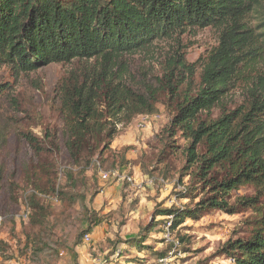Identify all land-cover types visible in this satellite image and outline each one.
<instances>
[{
  "label": "trees",
  "instance_id": "16d2710c",
  "mask_svg": "<svg viewBox=\"0 0 264 264\" xmlns=\"http://www.w3.org/2000/svg\"><path fill=\"white\" fill-rule=\"evenodd\" d=\"M254 13L264 21V0H0V67L25 73L52 63L92 62L82 75L72 72L58 91L63 143L73 165L89 164L107 148L118 124L158 113L163 97L162 104L174 112L168 128L188 142L187 167L196 165V175L213 194L194 207H163L156 214L171 218L174 229L211 207L235 212L226 196L251 185L255 194L235 202L255 211L252 232L227 241L221 250L233 264H264V69L259 67L264 61V33L251 26ZM195 27H214L220 35L193 89L186 76L193 70L172 56L161 77L140 85L122 80L114 70L120 68L121 55ZM240 84L242 101L234 108L224 107L230 88ZM5 88L0 84V95ZM214 107L221 108L215 117ZM6 134L1 126V145ZM22 138L38 157L43 149L39 138L32 132ZM42 170L49 169L38 165L29 177L33 192L27 205L35 211L31 221L46 227L47 214L38 195L55 189L50 182L41 184ZM65 176L74 183L71 170ZM101 221L95 217L92 226ZM91 228L81 232L79 240Z\"/></svg>",
  "mask_w": 264,
  "mask_h": 264
},
{
  "label": "rangeland",
  "instance_id": "374dc122",
  "mask_svg": "<svg viewBox=\"0 0 264 264\" xmlns=\"http://www.w3.org/2000/svg\"><path fill=\"white\" fill-rule=\"evenodd\" d=\"M249 20L257 33H264L261 14L254 13ZM219 35L214 27L189 28L121 55L120 68L114 70L122 80L140 85L161 77L172 56L193 70L192 75L186 74L193 89ZM91 63H52L25 73L0 67V84L6 87L0 95V127L7 132L6 143H0V211L4 216L0 264H159V258L168 264H233L221 249L227 241L252 232L255 211L235 202L237 197L255 194L251 185L226 196L235 212L211 207L174 229H170L171 218L156 214L163 207H194L213 194L196 175V165L187 167L188 142L179 131L168 128L174 112L162 104L163 97L158 113L118 124L113 141L89 164H71L63 143L58 91L72 72L82 75ZM259 67L264 69V61ZM240 85L230 88L224 107L231 109L242 101L244 85ZM220 109L214 107L211 115L217 116ZM26 132L40 140L43 149L38 157L22 138ZM38 165L49 169L40 172L41 184L50 182L55 189L38 195L47 214L46 227L31 221L35 211L27 205L33 192L28 180ZM111 169L130 180H102L100 172ZM66 170L72 171L74 183L67 180ZM95 217L102 221L92 226ZM89 226L90 239L85 241Z\"/></svg>",
  "mask_w": 264,
  "mask_h": 264
},
{
  "label": "built area",
  "instance_id": "2783aa9c",
  "mask_svg": "<svg viewBox=\"0 0 264 264\" xmlns=\"http://www.w3.org/2000/svg\"><path fill=\"white\" fill-rule=\"evenodd\" d=\"M100 176H101V179L104 181L112 180L113 182H116V183H119V182H122L125 180H128V181L130 180L129 177H127L126 175H124L122 172H120L117 169H111L108 171H101ZM148 182H151V180H149ZM3 219H4V216L0 214V223L3 221ZM84 239H85V241H88L90 239L89 234H86ZM158 263L159 264H168V261L165 258H160L158 260Z\"/></svg>",
  "mask_w": 264,
  "mask_h": 264
}]
</instances>
